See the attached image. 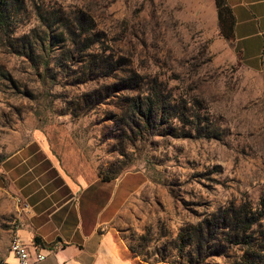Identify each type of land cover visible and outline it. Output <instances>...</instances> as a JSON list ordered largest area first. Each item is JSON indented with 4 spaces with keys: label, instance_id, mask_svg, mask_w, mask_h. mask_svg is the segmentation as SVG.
<instances>
[{
    "label": "rangeland",
    "instance_id": "374dc122",
    "mask_svg": "<svg viewBox=\"0 0 264 264\" xmlns=\"http://www.w3.org/2000/svg\"><path fill=\"white\" fill-rule=\"evenodd\" d=\"M25 3L24 10L16 6L12 39L43 29L37 8L41 14L88 15L104 41L94 54L105 49L139 74L158 79L179 109L198 116L190 119L198 127H188L194 128L188 139L161 136V130L132 142L121 135L128 94L112 93L105 81L79 84L90 59L70 60L64 49L53 51L49 69L39 76L27 58L12 53L11 38L0 30V263L16 234L19 207L12 176L2 172L1 163L32 140L35 130L76 179L139 174L145 184L118 221L135 255L145 261H177L179 231L197 223L196 214L218 208L248 204L262 212L264 230V73L248 70L220 44L207 0ZM93 90L103 92V104H85L84 95ZM239 256L232 250L230 259L208 258L205 264H229Z\"/></svg>",
    "mask_w": 264,
    "mask_h": 264
},
{
    "label": "crops",
    "instance_id": "0c3cea01",
    "mask_svg": "<svg viewBox=\"0 0 264 264\" xmlns=\"http://www.w3.org/2000/svg\"><path fill=\"white\" fill-rule=\"evenodd\" d=\"M225 1L233 16L230 41L220 33L216 0H207L220 44L248 70L264 73V0ZM1 169L12 176L17 194L16 234L33 252L46 256L35 264H173L141 259L122 235L118 218L145 184L139 174L107 181L76 179L62 169L40 130L10 153ZM36 237L41 244L35 243ZM0 264L19 261L8 250Z\"/></svg>",
    "mask_w": 264,
    "mask_h": 264
},
{
    "label": "trees",
    "instance_id": "16d2710c",
    "mask_svg": "<svg viewBox=\"0 0 264 264\" xmlns=\"http://www.w3.org/2000/svg\"><path fill=\"white\" fill-rule=\"evenodd\" d=\"M25 0H0V30L7 35H13L16 6L24 10ZM218 20L222 37L233 39V16L225 0H216ZM59 11H44L37 8L38 20L42 30H33L30 34L14 40L11 38L9 48L12 53L25 57L32 64L31 69L41 76V71L49 69L48 56L53 51L64 49L70 60L76 55L90 59L87 72L79 76V84L105 81L112 93L128 94L127 106L122 109L120 123L123 124L121 135L136 141L145 133L164 130L161 136L176 139L192 137L193 129L198 127L192 122L198 116L190 115L186 108L179 109L176 99L168 93L163 84L156 78L141 75L123 63V58L114 54L106 55L105 49L101 55L94 54V49L102 48L104 41L96 32L92 17L81 13H73L67 17L59 16ZM89 53V54H87ZM45 58H43L42 56ZM84 61V60H83ZM110 81V82H108ZM112 81V82H111ZM85 104H103V92L93 90L86 93ZM194 118L193 120H190ZM179 125H181L179 127ZM107 181V180H104ZM199 218L195 224H188L181 229L175 239L174 247L177 261L173 264H205L208 258L230 259L232 250L240 256L229 264H264V230L261 226L263 214L248 204L238 208H218ZM147 240V236L142 237ZM37 245L41 244L38 237ZM132 252L136 251L130 247ZM163 246L162 250H165ZM159 262H164V259Z\"/></svg>",
    "mask_w": 264,
    "mask_h": 264
},
{
    "label": "built area",
    "instance_id": "2783aa9c",
    "mask_svg": "<svg viewBox=\"0 0 264 264\" xmlns=\"http://www.w3.org/2000/svg\"><path fill=\"white\" fill-rule=\"evenodd\" d=\"M27 208V205H24ZM32 245L25 243L17 234L11 241L9 252L13 254L19 264H35L41 263L46 259V256L40 252H33Z\"/></svg>",
    "mask_w": 264,
    "mask_h": 264
}]
</instances>
